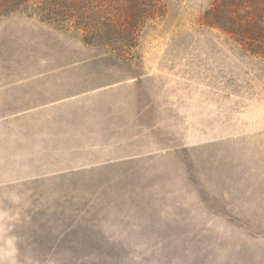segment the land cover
Masks as SVG:
<instances>
[{
	"label": "rangeland",
	"instance_id": "obj_1",
	"mask_svg": "<svg viewBox=\"0 0 264 264\" xmlns=\"http://www.w3.org/2000/svg\"><path fill=\"white\" fill-rule=\"evenodd\" d=\"M43 1L0 0V211L21 264H264V0H156L114 51Z\"/></svg>",
	"mask_w": 264,
	"mask_h": 264
},
{
	"label": "trees",
	"instance_id": "obj_2",
	"mask_svg": "<svg viewBox=\"0 0 264 264\" xmlns=\"http://www.w3.org/2000/svg\"><path fill=\"white\" fill-rule=\"evenodd\" d=\"M43 2L48 3L47 1ZM155 3L156 0H152L148 4L143 1L130 0L127 11L123 13L124 17L119 16L115 19L110 17L87 18L84 15L73 14V12L85 10L86 0H51L48 4L49 8L53 9L54 7L65 16L57 17V21L72 23L77 30L83 32L81 37L84 41L104 45L114 51L133 45L135 31L146 18L153 16Z\"/></svg>",
	"mask_w": 264,
	"mask_h": 264
},
{
	"label": "clouds",
	"instance_id": "obj_3",
	"mask_svg": "<svg viewBox=\"0 0 264 264\" xmlns=\"http://www.w3.org/2000/svg\"><path fill=\"white\" fill-rule=\"evenodd\" d=\"M13 217L7 211H0V264H21L20 240L14 234ZM23 264H31L25 256Z\"/></svg>",
	"mask_w": 264,
	"mask_h": 264
}]
</instances>
